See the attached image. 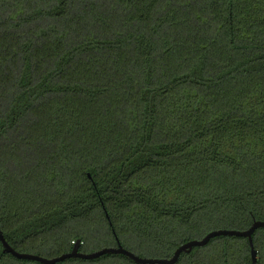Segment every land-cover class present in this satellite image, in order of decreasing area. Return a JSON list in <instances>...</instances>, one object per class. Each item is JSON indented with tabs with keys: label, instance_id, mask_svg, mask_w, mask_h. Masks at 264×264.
<instances>
[{
	"label": "trees",
	"instance_id": "1",
	"mask_svg": "<svg viewBox=\"0 0 264 264\" xmlns=\"http://www.w3.org/2000/svg\"><path fill=\"white\" fill-rule=\"evenodd\" d=\"M264 222V0H0V231L52 259H171ZM176 264H264V228ZM0 264H43L4 252ZM56 264H139L124 254Z\"/></svg>",
	"mask_w": 264,
	"mask_h": 264
},
{
	"label": "water",
	"instance_id": "2",
	"mask_svg": "<svg viewBox=\"0 0 264 264\" xmlns=\"http://www.w3.org/2000/svg\"><path fill=\"white\" fill-rule=\"evenodd\" d=\"M258 228H264V222L263 221H255L254 224L245 231H238V230H217L209 233L205 238L202 240H193L191 242H188L181 247H179L174 256L171 259H148V258H141L134 253L126 250L122 246H119L117 248H103L99 251L90 253V254H84L79 252V247L81 245V241H78L75 247L73 248L72 252L63 254L59 257L48 259L41 257L39 255L35 254H29V253H21L14 249L5 239V236L3 232L0 231V241L2 242L4 246V252L10 253L13 256H15L18 259H25V260H33L38 261L43 264H56L59 262H62L67 259L71 258H81L85 260H93L97 259L103 255L106 254H124L135 260L139 264H176L181 256L182 253H189L193 250L194 247H203L206 246L212 238L218 237V236H238V237H247L250 240L251 248H252V258L253 262L256 263L258 260L257 251L254 247L253 243V235L255 231Z\"/></svg>",
	"mask_w": 264,
	"mask_h": 264
}]
</instances>
